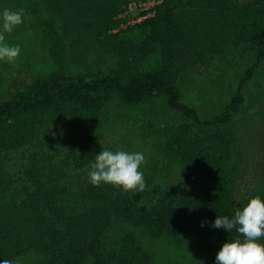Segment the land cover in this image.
<instances>
[{
    "label": "trees",
    "instance_id": "trees-1",
    "mask_svg": "<svg viewBox=\"0 0 264 264\" xmlns=\"http://www.w3.org/2000/svg\"><path fill=\"white\" fill-rule=\"evenodd\" d=\"M129 1L43 0L57 38L108 48L119 68L87 77L62 68L0 100V261L24 264L35 254L38 264H151L149 239L177 246L179 232L206 220L205 264H216L223 244L238 236L214 228L217 216L232 218L250 198L264 199V124H241L242 138L229 127L245 114L244 88L264 66V0H162L153 15L123 27L117 16ZM236 49L250 52L249 64L220 111L203 117L182 72ZM160 98L176 116L164 146L174 170L164 176L167 187L133 193L65 184L67 168L94 162L109 102ZM59 122L72 138L62 164L43 151ZM7 155L16 160L12 172L3 168ZM247 156H257L252 173L239 165ZM116 222L125 228L113 231Z\"/></svg>",
    "mask_w": 264,
    "mask_h": 264
},
{
    "label": "rangeland",
    "instance_id": "rangeland-1",
    "mask_svg": "<svg viewBox=\"0 0 264 264\" xmlns=\"http://www.w3.org/2000/svg\"><path fill=\"white\" fill-rule=\"evenodd\" d=\"M161 1L130 0L127 5H123L117 18L121 20L123 27L142 21L153 15ZM21 8L25 11L23 23L12 33H4L5 43L19 45L21 53L15 63L0 61V100L10 98L15 92L32 83L36 77L62 68L70 74L86 77L110 74L118 70V58L112 50L94 49L87 44V40L80 42L76 37L72 41L64 37L57 38L50 26L51 20L43 0H0V15L5 9L18 11ZM250 57V52L236 49L219 56H210L203 65H196L182 72L183 84L190 91L192 103L203 117L212 116L226 104L248 66ZM262 67L244 88L248 97V102L242 108L245 114L240 117V121L229 126L240 138V130L243 127L241 124L249 127V130L264 124V66ZM174 118L175 114L167 109L163 98L144 105H129L117 99L113 100L105 106L101 114L98 154L102 148L111 151L141 152L145 156V163L140 171L143 172L146 185L151 190H160V186L167 187V173L172 176L174 170L165 159L164 146L168 126ZM50 130L54 140L47 144L43 151L53 155L56 163L62 164L70 156L72 149L70 132L62 122L55 123ZM239 149L243 153L241 146ZM10 156H6L3 168L12 172L16 167V160ZM256 158L257 156H247L245 160H240L242 171L254 172ZM91 164L82 167L73 164L67 168L69 180H66L65 184H70L75 189L90 186L88 172ZM210 225L208 221L203 220L200 224L194 223L189 230L179 232L176 239L184 241L177 246L166 238L149 239L151 253H154L151 264H205L202 247L210 235ZM122 227L125 228L122 223L116 222L113 231ZM117 233L118 236L122 234ZM39 260L34 254L23 263L38 264Z\"/></svg>",
    "mask_w": 264,
    "mask_h": 264
},
{
    "label": "clouds",
    "instance_id": "clouds-1",
    "mask_svg": "<svg viewBox=\"0 0 264 264\" xmlns=\"http://www.w3.org/2000/svg\"><path fill=\"white\" fill-rule=\"evenodd\" d=\"M24 15L22 8L5 9L0 15V61L15 63L20 58V46L5 43L4 33H12L21 25ZM144 163L145 156L141 152L102 148L90 166L88 179L96 187L107 183L125 192H142L147 186L140 171ZM212 226L230 233L235 230L238 234L237 238L223 244L216 255V264H264V199L260 196L250 198L242 208H237L232 218L218 215ZM0 264L13 262L3 259Z\"/></svg>",
    "mask_w": 264,
    "mask_h": 264
}]
</instances>
